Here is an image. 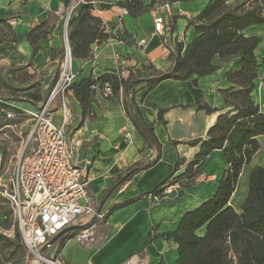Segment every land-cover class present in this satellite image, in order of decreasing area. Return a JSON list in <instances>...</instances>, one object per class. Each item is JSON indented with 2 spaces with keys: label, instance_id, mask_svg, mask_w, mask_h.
Instances as JSON below:
<instances>
[{
  "label": "crops",
  "instance_id": "0c3cea01",
  "mask_svg": "<svg viewBox=\"0 0 264 264\" xmlns=\"http://www.w3.org/2000/svg\"><path fill=\"white\" fill-rule=\"evenodd\" d=\"M82 1L77 0L78 3ZM127 1L96 2L94 14L103 19L114 37L95 44L91 58L73 61L77 80L95 79L112 71L128 78L137 72L148 73L152 68L166 70L171 66V50L162 37L154 32L155 10L144 12L135 18L120 10L118 2ZM209 1H180L169 6V14L165 11L167 23L170 15L177 16L173 30L167 27L165 32L172 44L182 42L186 47L193 40L195 30L188 25V21L197 16ZM72 2L73 0H0V18L17 19L12 25L19 43L0 44V62L9 82H12V70L32 63L29 73L33 74L34 82L41 83L48 96L61 63V52L65 50L64 14L59 13V9L68 8ZM49 18L52 20V30L41 41L42 49L33 55L32 46L25 36L32 27ZM245 33L261 37L258 54L262 57L264 25H253ZM140 38L148 41V50L144 55L138 48ZM116 53L122 56L119 65L114 63ZM216 62L218 70L208 76H192L184 81L167 78L151 90L147 89L146 84L136 88L134 99L144 121L154 128L162 145L161 158L153 166L135 174L109 199L105 196L116 179L137 162L150 160L156 151L145 143L127 116L122 93L114 99H107L96 91L92 111L87 115H83L79 102L71 94L69 98L73 119L68 126V137L77 138L73 162L85 170L89 181L88 192L97 210L104 212L113 209L104 218L97 216L90 219L93 236L89 244L81 243L76 238L69 239L60 250L56 246L51 257L65 264H124L129 259L136 261V264H176L177 246L173 241L165 240L161 234L173 230L184 213L198 207L214 194L219 179L227 168L222 151L215 150L209 156L201 168L203 177L195 184L180 186L165 196L147 194L168 178L182 174L200 150L198 145L175 144L174 141L188 142L207 138L208 130L217 122L218 116L231 109L225 104L220 91L230 86L226 75L230 70L238 68V57L227 60L217 57ZM255 98L264 109L261 87L255 91ZM26 102L31 108L38 109L44 101L37 105ZM198 103H207L218 111L208 113L199 108ZM21 104L20 101L0 99V121L7 118V112H14L21 119L18 124L0 127V134L6 135L14 127L24 125V120L29 115L27 111L31 109H24ZM160 110H165L164 121L158 117ZM53 118L56 122L61 119L58 101L54 102ZM258 140L259 149L251 162L243 167L229 201L237 211H241V205L247 196L252 170L256 166L264 167V136H259ZM3 150H0V156H3ZM7 158L12 161L13 156L9 157L7 154ZM179 160L181 164L176 170L175 165ZM6 207L9 204L0 198V222L7 228L9 215L5 213Z\"/></svg>",
  "mask_w": 264,
  "mask_h": 264
},
{
  "label": "trees",
  "instance_id": "16d2710c",
  "mask_svg": "<svg viewBox=\"0 0 264 264\" xmlns=\"http://www.w3.org/2000/svg\"><path fill=\"white\" fill-rule=\"evenodd\" d=\"M97 1L83 0L68 21L67 39L73 61L91 58L95 44L114 37L103 19L94 14ZM180 1L191 0H128L118 2V5L137 18L144 12ZM176 19L177 16H169L168 27L171 31ZM188 25L193 26L195 37L186 47L182 42L172 44L169 37H162L171 50L169 57L172 64L166 70L152 68L148 73L137 72L128 78L113 71L95 79L77 80L76 77L70 87L71 93L79 102L83 115L91 113L96 91L107 99H114L122 93L127 116L145 143L156 151L154 159L137 162L116 179L105 196L109 199L135 174L153 166L161 158L162 145L154 128L144 121L134 99L136 88L146 84L147 89L151 90L167 78L184 81L192 76H208L219 68L217 57L225 60L238 57V68L230 70L226 75L230 86L220 91L225 104L231 109L218 116L217 122L209 128L207 138L188 142L174 141L175 144L198 145L200 150L182 174L168 178L147 195L161 196L165 187L173 182L183 187L195 184L209 156L215 150H221L227 168L214 194L198 207L184 213L175 228L161 236L176 244V264H264V167L256 166L252 170L241 211L229 203L243 167L251 162L259 149L258 137L264 136V109L255 98V91L261 87L264 99V55L260 57L258 54L262 39L245 33L253 25H264V0H210L197 16L189 19ZM51 30L52 20L49 18L32 27L26 34L25 39L31 44L33 55L42 49L41 41L48 37ZM5 42L16 45L19 39L8 18H0V44ZM63 56L64 51L61 52V61ZM30 65L32 63L12 70V82H9L0 62V99L24 100L33 105L46 100V90H43L40 82H34L33 74L29 73ZM59 73L60 66L52 85ZM132 82L135 84L130 89ZM106 87L110 88V93H106ZM197 106L208 113L218 111L207 103H198ZM164 111L158 113L162 121ZM19 122L20 118L10 120L5 117L0 121V127ZM180 164L179 160L175 165L176 170ZM81 227L69 231L53 245L43 248L42 254L49 258L56 246L60 250L67 240L75 238ZM25 250L18 229L14 238L0 233V264L15 261L17 255H20L19 263ZM20 263L25 264V260Z\"/></svg>",
  "mask_w": 264,
  "mask_h": 264
},
{
  "label": "built area",
  "instance_id": "2783aa9c",
  "mask_svg": "<svg viewBox=\"0 0 264 264\" xmlns=\"http://www.w3.org/2000/svg\"><path fill=\"white\" fill-rule=\"evenodd\" d=\"M78 4L77 0H73L68 8L59 9V13L64 14L65 37L60 73L40 108L35 112L27 111L33 117L34 126L25 148L17 158L12 175L6 177L0 165V198L6 200L16 219V224L7 228L0 227V233L14 238L18 229L27 251L25 264H65L55 257H45L41 250L49 247L48 242L71 225L82 226L75 238L89 244L93 236L90 219L97 216L104 218L108 212L97 210L88 192L89 181L85 170L73 162L77 138L68 137V126L73 119L70 87L77 73L66 41V27ZM120 10L128 14L125 8L121 7ZM165 11L169 14L168 5L156 8L153 16L154 32L161 37L165 36L168 27ZM9 21L15 24L17 19ZM138 48L142 55L147 53L146 38L138 40ZM121 62L122 56L116 53L114 63L119 65ZM105 91L111 92L109 87ZM55 101H58V109L61 111L59 122L53 118ZM6 116L14 118L16 115L7 112ZM128 136L131 137L130 134ZM179 187L178 182L170 183L162 196L171 194ZM124 264H136V261L129 259Z\"/></svg>",
  "mask_w": 264,
  "mask_h": 264
},
{
  "label": "rangeland",
  "instance_id": "374dc122",
  "mask_svg": "<svg viewBox=\"0 0 264 264\" xmlns=\"http://www.w3.org/2000/svg\"><path fill=\"white\" fill-rule=\"evenodd\" d=\"M22 102L21 106L24 109H31L30 111L35 112L36 109H33L29 106V104L24 101V100H19ZM18 117L16 116L13 119H17ZM27 122L24 120V125L22 126H17L14 127L13 131H9L4 134H0V150L4 149L3 151V156H0V165L2 172L5 174L6 177H10L14 171V167L17 161L18 156L21 154L23 149L25 148L28 137L30 135V131L34 125V120L33 117L29 114L26 116ZM7 154L9 157L13 156L12 161H9L7 158ZM5 213L9 215L8 222L6 223L8 226H11L12 224H16V219L14 217V214L12 212L11 207H6ZM0 227L6 228V226L2 225L0 222ZM17 228V227H16ZM16 230V229H15ZM26 253L27 251L25 250L23 253V258L21 261L18 263V259H20V255H17L15 257V261H12L11 263L8 264H22L20 262L24 261L26 258Z\"/></svg>",
  "mask_w": 264,
  "mask_h": 264
},
{
  "label": "water",
  "instance_id": "95a60500",
  "mask_svg": "<svg viewBox=\"0 0 264 264\" xmlns=\"http://www.w3.org/2000/svg\"><path fill=\"white\" fill-rule=\"evenodd\" d=\"M67 27H68V24H67ZM67 27H66V41L68 43V39H67ZM68 47H69V43H68ZM70 48V47H69ZM141 81V80H139ZM135 84V82H132L130 84V89H132V86ZM78 226L77 225H71L65 229H63L61 232H59L56 236H54L49 242H48V246H51L53 245L61 236H63L64 234L68 233L69 231L71 230H74L76 229Z\"/></svg>",
  "mask_w": 264,
  "mask_h": 264
}]
</instances>
